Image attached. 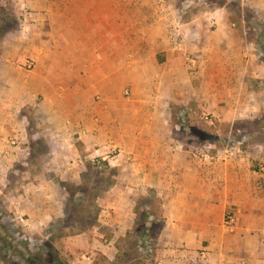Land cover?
Returning a JSON list of instances; mask_svg holds the SVG:
<instances>
[{
	"label": "crops",
	"instance_id": "crops-1",
	"mask_svg": "<svg viewBox=\"0 0 264 264\" xmlns=\"http://www.w3.org/2000/svg\"><path fill=\"white\" fill-rule=\"evenodd\" d=\"M240 1L264 25V0ZM129 3L131 11L124 0H26L30 16L50 26L1 43L0 184L27 165L22 113L33 106L59 181L100 162L112 177L96 223L66 235L81 243V251L68 247L71 255L113 264L134 228L138 199L153 191L164 224L155 258L142 264H264V168L251 169L250 158L236 152L185 151L170 128L173 106L194 104L218 121L264 113V61L249 27L230 2L188 20L154 0ZM51 185L35 179L28 187L42 195ZM78 262L86 264H71Z\"/></svg>",
	"mask_w": 264,
	"mask_h": 264
},
{
	"label": "rangeland",
	"instance_id": "rangeland-1",
	"mask_svg": "<svg viewBox=\"0 0 264 264\" xmlns=\"http://www.w3.org/2000/svg\"><path fill=\"white\" fill-rule=\"evenodd\" d=\"M129 1L124 0L126 4L124 9L131 11ZM154 1L156 5L157 2L160 3L159 6L164 5L170 12H178L184 20H188L191 14L199 10L219 8L230 2L229 8L241 14L245 20L249 27V38L257 43V54L264 61V25L254 19L248 8L243 9L239 5L240 0ZM25 4L26 0H0V51L1 43L7 36L12 37L21 33L23 29L28 34L34 33L33 30L40 33L49 30V20L44 23V18L30 16V12L33 13L34 10L31 11ZM144 6V9L149 8L147 5ZM26 18H29V21L24 27ZM143 20L146 19L143 18ZM124 21L130 24L132 17L128 15L124 17ZM30 25H36L38 30ZM190 58L195 60L192 56ZM33 108L28 106L22 113V116H26L28 120L30 138L29 144H26L30 154L27 165H20L19 173H13L5 178L8 186L0 184V264H61L64 260L71 264L78 259L89 264L80 254L74 256L67 251L68 247L81 251V247H78L81 243L79 240L73 241L72 238L66 239V235L78 234L96 223L99 214L98 198L110 185L112 177L103 174L105 169L100 162L87 163L85 171L75 172L76 177L66 175L63 177V182L59 181L60 177L54 176L49 171L52 164L50 151L45 144L46 132L44 129L38 130L34 127L36 115ZM22 116L20 118L24 120ZM213 119L210 114L194 104L187 107L173 106L170 121L172 135L183 150L190 153L221 154L238 150L243 156L250 158L251 169L258 170L260 164L264 168V162L258 159V155H264V113L232 121L222 120L217 124L213 122ZM33 138L37 140L36 143L32 141ZM3 179L1 176L0 182H3ZM35 179L38 184L52 181L51 190L42 195L33 193L31 186H28L33 184ZM143 198L147 201L138 199L141 210H144L142 208L147 203L151 211L155 213L159 211L162 201L156 193L148 192ZM44 206L48 207L47 214H43L41 210ZM60 210L61 217H58ZM50 216L53 217L51 223L44 224V218L47 219ZM227 221L228 218H226ZM154 230L157 231V228L155 227ZM139 240L146 246L147 252H151L152 246L157 248L154 239L144 243L143 237L140 236ZM130 241L131 239L127 241L126 237H122L119 242L120 247L123 250L128 249ZM74 252L75 250L73 254ZM83 252L91 254L90 251L83 250ZM131 255L135 256L136 253L133 252ZM92 259L100 258L93 254ZM143 259V257L133 258L131 264H142Z\"/></svg>",
	"mask_w": 264,
	"mask_h": 264
},
{
	"label": "trees",
	"instance_id": "trees-1",
	"mask_svg": "<svg viewBox=\"0 0 264 264\" xmlns=\"http://www.w3.org/2000/svg\"><path fill=\"white\" fill-rule=\"evenodd\" d=\"M214 123H218L217 119H213ZM102 167L105 169V171L108 169L107 164H101ZM152 193H155L153 191H150ZM142 200L147 201V199L142 197ZM155 200H157L155 198ZM145 207L142 208L144 210H141L140 203L137 202L136 205V222L134 224V228L129 231L126 235L127 241L131 239L128 245V249L123 250L122 247L118 246L119 248V255L116 258V261L113 264H130L132 259H148V260H153L155 258V251L157 248H154L156 246H152L151 252H147L146 246L143 244L142 241L139 240V237L142 236L144 243L145 242H151L152 239L157 238L159 232L161 231L163 224H164V219L162 215V209L159 208L158 212H153L149 208V204L145 203ZM149 209V210H146ZM157 228V231L154 230V228ZM156 242V241H155ZM136 253V255L132 256L131 253ZM61 264H70L67 261H62Z\"/></svg>",
	"mask_w": 264,
	"mask_h": 264
},
{
	"label": "built area",
	"instance_id": "built-area-1",
	"mask_svg": "<svg viewBox=\"0 0 264 264\" xmlns=\"http://www.w3.org/2000/svg\"><path fill=\"white\" fill-rule=\"evenodd\" d=\"M187 61H188V63H190V64L195 63V60H194L193 58H190L189 56L187 57ZM25 64H26V66H27L28 69H31L32 66H33V64H32L30 61H26ZM235 152H236V153H240V151H238V150H236ZM230 153H231V152H230ZM240 154H241V153H240ZM231 222H232V220L228 219V221H227L228 226H229V224H230Z\"/></svg>",
	"mask_w": 264,
	"mask_h": 264
}]
</instances>
